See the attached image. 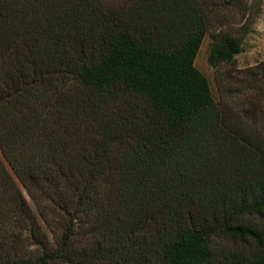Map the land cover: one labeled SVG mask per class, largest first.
Listing matches in <instances>:
<instances>
[{
  "label": "trees",
  "instance_id": "trees-1",
  "mask_svg": "<svg viewBox=\"0 0 264 264\" xmlns=\"http://www.w3.org/2000/svg\"><path fill=\"white\" fill-rule=\"evenodd\" d=\"M227 1L0 0V264H264V60L230 106L196 65Z\"/></svg>",
  "mask_w": 264,
  "mask_h": 264
},
{
  "label": "rangeland",
  "instance_id": "rangeland-1",
  "mask_svg": "<svg viewBox=\"0 0 264 264\" xmlns=\"http://www.w3.org/2000/svg\"><path fill=\"white\" fill-rule=\"evenodd\" d=\"M259 1L261 2L259 17L251 26L250 32L245 36L243 51L236 57L234 63L221 64L217 70L208 63V53L212 42L210 34L206 35L197 56L196 65L208 77L213 95L221 105L230 106L231 104H237L235 101L237 98L241 100L242 104H248V95L235 94L233 90L235 86L232 83L234 76H238L244 69L252 67L264 60V0ZM227 2L226 0V3ZM248 3L252 5L253 3H258V0H248ZM243 12V10H237L231 5H229L228 9H221L218 12L221 16L220 22H224L225 24H218L217 30L229 29L234 33L240 34L242 25L246 21ZM219 79H222L221 87H219L218 84ZM230 89H232V91ZM233 96H235L234 99L232 98ZM31 204L35 208L32 202Z\"/></svg>",
  "mask_w": 264,
  "mask_h": 264
}]
</instances>
